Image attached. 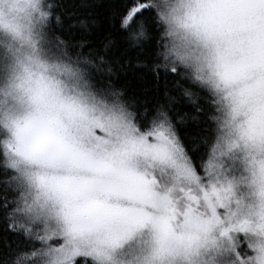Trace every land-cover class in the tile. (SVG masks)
Segmentation results:
<instances>
[{
	"label": "snow or ice",
	"instance_id": "snow-or-ice-1",
	"mask_svg": "<svg viewBox=\"0 0 264 264\" xmlns=\"http://www.w3.org/2000/svg\"><path fill=\"white\" fill-rule=\"evenodd\" d=\"M0 264H264V0H0Z\"/></svg>",
	"mask_w": 264,
	"mask_h": 264
},
{
	"label": "trees",
	"instance_id": "trees-1",
	"mask_svg": "<svg viewBox=\"0 0 264 264\" xmlns=\"http://www.w3.org/2000/svg\"><path fill=\"white\" fill-rule=\"evenodd\" d=\"M96 2L98 5H100V4H104L106 0H96ZM96 14L100 22V27L98 28L96 35L102 39L104 35H107V32L105 31L106 28L105 18L108 15V10L105 7H97Z\"/></svg>",
	"mask_w": 264,
	"mask_h": 264
}]
</instances>
